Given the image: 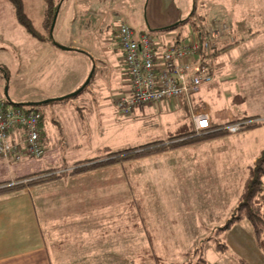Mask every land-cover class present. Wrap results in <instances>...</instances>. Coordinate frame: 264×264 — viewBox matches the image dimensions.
Listing matches in <instances>:
<instances>
[{"label": "rangeland", "instance_id": "374dc122", "mask_svg": "<svg viewBox=\"0 0 264 264\" xmlns=\"http://www.w3.org/2000/svg\"><path fill=\"white\" fill-rule=\"evenodd\" d=\"M22 3L33 27L42 31L43 0H22ZM59 6L52 29L53 40L40 41H55L66 47L74 41L76 48L86 46L97 62L95 69L90 63L85 78L93 69L87 83L89 89L86 85L75 95L51 98L58 100L39 105H18L74 84L82 73L84 57H76L77 54H70L73 52L64 51L54 44L55 51L65 55L62 66L56 67L62 61L54 57L50 60L52 68L46 69L39 79L32 76L31 60L27 57L32 53L46 57L47 51H42L40 44L36 47L39 39L29 35L16 21L10 3L0 0V35L6 39L2 41L4 37L1 38L0 44L6 50L0 52V98L6 106L36 110L45 117L82 115L86 109L77 108L89 101L91 114L113 118L117 123V133L102 131L101 149L107 143L112 149L138 146L162 138L166 131L162 118L167 115H162V101L158 102L159 107L146 108L144 105L128 113L116 108L114 100L127 82L126 68L121 50L108 41L115 36L119 21L127 23L135 33L146 32L161 43L180 36L187 40L193 33V24L199 26L200 20L212 19V15L217 19L213 26L224 21L231 28L240 22L260 32L254 47L260 54L259 58L256 56L259 64L264 65V0H60ZM199 14L202 17L199 18ZM170 24L176 26L162 29ZM85 41L88 43L84 44ZM234 52V49L221 51L216 62L232 64L229 55ZM245 63L252 64L249 60ZM258 77L264 78L261 73ZM222 78L220 76L217 82L224 84L218 93L219 98L223 97L226 108L232 109L238 117L243 116V101L231 98L232 77H225L224 81ZM255 83L252 88H255ZM6 98L10 101L7 102ZM219 98L214 99L216 103H219ZM246 101L245 107L250 104L249 100ZM261 106L254 103L253 108ZM252 119L254 121L244 122L236 132L225 128L231 120L220 128L196 132L193 134L196 140L184 145L171 146L181 137L159 139L161 141L155 145H162L164 148L161 150L119 159L86 171L81 182H85L86 189L83 190L92 198H88L87 206H97V213L110 217L103 222L104 228H118L119 232L109 234L103 241L96 238L98 246L88 236L87 247L90 243L92 249L82 252L68 251L79 240L78 237L68 238L67 241L73 245L65 243L61 247L64 254L69 252L70 255L65 261H69L68 264H122L128 258L134 264H264V249L256 246L246 220L232 222L227 229H221L234 213L248 167L256 162L264 147V115L234 120ZM256 122L259 124L247 126ZM216 130L223 132L203 137ZM55 139V148L48 151H80L84 148H64V140H58V136ZM84 145L88 146L87 143ZM180 147L195 149L168 151ZM146 149L142 147L133 151ZM99 151L90 158L100 154ZM61 153L65 157L66 152ZM254 154L256 157L252 158ZM26 159L35 161L31 156ZM6 162L1 156L0 182H11L20 176L10 174ZM92 171L96 172L93 174ZM262 210L264 212V195ZM85 212L89 217L91 211ZM91 230L90 227L88 232ZM217 243L224 244L223 250L216 249Z\"/></svg>", "mask_w": 264, "mask_h": 264}, {"label": "crops", "instance_id": "0c3cea01", "mask_svg": "<svg viewBox=\"0 0 264 264\" xmlns=\"http://www.w3.org/2000/svg\"><path fill=\"white\" fill-rule=\"evenodd\" d=\"M198 17L202 16L199 14ZM212 17V19L207 17L206 20H200L199 26L193 25V30L202 26L209 27L216 19L214 15ZM231 29L234 35L233 39L222 38L213 53L212 81L203 84L197 93L191 95L189 101L185 98L162 101V115H167V117L162 118L164 120L162 124L166 127V131L162 138H156L157 140H164L193 131L192 115L197 112H204L208 115L211 129L219 124L244 116L264 115V78L258 77L260 73L264 77V65L259 64L258 58L260 54L255 51L254 47L256 46L254 41L260 32L257 29L252 30L250 26L247 27L246 24L242 25L240 22L232 25ZM3 37V35H0V44ZM4 40H6L5 37L2 41ZM170 40L169 42H174L178 38L174 39L172 37ZM37 41L36 47H39V44L42 45L41 50L47 51L46 57L32 53L27 59L31 60L29 68L32 76L36 75L35 78L39 79L46 69L52 68L51 59H54V57L55 59H60L62 62L57 64L56 67L62 66L65 55L57 53L52 42L47 40ZM86 43L88 41H85L84 44ZM69 46L68 49L62 50L73 52L70 54H77L75 55L76 57L78 55L84 57L83 69L79 78L65 90L58 89L52 93L35 96L26 103H38L46 99L67 95L85 80L91 62L95 69L97 62L93 59V54L86 46L76 48L74 41ZM232 49L236 50V52L229 55L230 60L233 61L232 64L226 65L225 62L220 64L216 62L217 56L221 51L225 52ZM5 51V47L0 46V52ZM256 59L258 60L256 61ZM246 60L251 61L252 64L245 63ZM227 66L230 67L227 68ZM258 69L260 71L257 72ZM93 71L91 69V76ZM220 76L223 77L222 81L227 79L225 77H232L230 89L233 94L231 98L234 101H236V98L243 101V116L238 117L236 112L224 106L223 97L219 98L218 93L221 86L224 85L217 83ZM254 82H256L255 88H252ZM86 87L88 88L89 85ZM218 98L219 103H216L214 99L218 100ZM246 100H249L248 102L250 103L247 106L253 110H249L247 106L245 107ZM254 103L257 107L261 106L263 110L260 111L262 108H253ZM145 106L146 108H152L160 105L159 103H151ZM90 107L92 106L89 101H86L77 108L78 110L80 108L86 109L82 115L57 114L55 117L51 115L48 117L41 116L39 130L43 145L42 154L31 162L26 159L29 157L27 154H21L20 158H15L13 154L7 158L4 157L9 166V173L19 174L20 176L17 178L20 179L19 182H25L29 178L21 179L19 177L51 168H56V171L70 170L76 160L90 158L95 155L101 149L100 145L103 141L102 131L105 130L106 133L110 132V134L117 133V123L113 122V118H102L91 114L89 111ZM181 116H183L182 120L180 119ZM12 136L16 139L21 138L17 129L14 130ZM56 136L60 138L58 140H64V148H69L70 146L76 148L84 146V148H81L80 151H48L55 148ZM109 142L112 143L110 140ZM59 143L61 142L58 141ZM84 143H87L88 146H85ZM107 144L104 146L114 150L111 148V144ZM60 148L62 147L60 146ZM183 148H174L168 151H193L195 149L188 150ZM115 149H121V147ZM61 152H66L65 157H63ZM238 156L241 157V154ZM255 157V154L252 155V158ZM237 159L241 162L243 161L240 158ZM92 172L94 174L96 171ZM84 174L85 172L65 174L55 180L30 187L24 186L0 194V264H68L69 261H65V259L70 258L69 252L64 254L65 251L61 250L65 243H71V241H67L68 238H79L74 245L76 248L70 246L68 251L82 252L92 249L90 246L93 245H90V243L87 247L88 236L90 240H95L96 238L99 240L100 238L103 241L109 234L119 232L118 228H104L102 226L103 222L110 219V217H105L103 213H97L95 211L97 206L93 205L90 208L87 206L89 197L86 190H83L86 189L85 182H81L85 178ZM17 179H13L7 184L18 182ZM94 197H97V195ZM89 199L92 200V198ZM87 210L91 211L88 215L89 217H87L85 212ZM133 225L135 224L133 223ZM133 225L131 224V227H134ZM90 227L93 229L91 233L88 232ZM94 243L97 244H95L96 246L99 244L96 240ZM70 245H73V242ZM81 259L83 260V258ZM122 264L134 263L127 258L125 263Z\"/></svg>", "mask_w": 264, "mask_h": 264}, {"label": "built area", "instance_id": "2783aa9c", "mask_svg": "<svg viewBox=\"0 0 264 264\" xmlns=\"http://www.w3.org/2000/svg\"><path fill=\"white\" fill-rule=\"evenodd\" d=\"M114 37L108 42L121 50L127 79L114 101L118 110L128 113L166 99L189 101L203 84L212 81L213 53L222 38L232 37V30L226 22L219 21L215 26L193 30L187 40L181 37L161 43L146 32L135 33L127 23L119 21ZM40 119V112L6 106L0 98V155L20 158L21 154H27L38 158L43 150ZM192 120L198 133L211 129L204 112L194 113ZM250 121L254 120H232L225 128L236 132ZM15 129L20 139L12 136Z\"/></svg>", "mask_w": 264, "mask_h": 264}, {"label": "trees", "instance_id": "16d2710c", "mask_svg": "<svg viewBox=\"0 0 264 264\" xmlns=\"http://www.w3.org/2000/svg\"><path fill=\"white\" fill-rule=\"evenodd\" d=\"M7 1L12 6L16 21L24 28V30L29 35L39 40H43V39H47L49 41L53 40L51 36L50 27H51V22H52L54 13L56 11V7L58 4H60V0H43L44 6H43V13H42V28H43L42 31H38L33 27L31 20L24 12L22 0H7ZM213 24L214 22L210 26H213ZM175 26L176 25L174 24H170L167 26H163L162 29L168 30V29L174 28ZM201 28L202 27H198L196 29H201ZM229 39H232V37ZM91 77H90V80H91ZM84 88L85 87H83L79 92H81ZM54 100H58V99H49V102L54 101ZM6 101L9 102L10 100L6 99ZM18 105L24 106L26 105V103H19ZM253 117L255 116H244L243 118L249 119ZM228 122H225V123H228ZM225 123L219 124L213 129L220 128L224 126ZM257 124L259 123L257 122L251 123V124H248L247 126L250 127V126H255ZM221 132L223 131L216 130L209 134H204L203 137L217 136ZM195 133L196 131L193 130V131L181 134V135L170 137L171 139L179 138V137L182 138L179 142H175L171 146L184 145V144L193 142L194 140H196V137L193 136V134ZM160 141L161 140H153L150 142L140 144L138 146L125 147L122 149H114V150H111L108 147H103L102 149H100L101 151H99L101 153L96 155L93 158H84V159L76 160L73 163V167L70 170L56 171V168H51L48 170L39 171V172H35V173H31V174L19 177L21 179L29 178L25 182H19L20 179H17L18 182H15L13 184H7V182H0V185H1L0 194L7 193L10 191L22 188L24 186L30 187L36 184L55 180L65 174L86 172L93 168H98V167L111 164L112 162H116L119 159H126L128 157H134V156H139V155L155 152L157 150H161L162 148H164L162 145H158V146L155 145L159 143ZM149 145L151 146L153 145V146L148 148ZM142 147H146L147 149L144 151H137V152L133 151L135 149L142 148ZM97 159H100V160L95 161ZM88 162H91V163H88ZM263 195H264V147L261 150L260 155L257 158L256 162L253 165H250L248 167L246 178L243 182V186H242L234 213L229 219V221L225 223L223 226H221V229L223 230L227 229L229 224H231L232 222H235L238 220H246L250 224L251 233L256 243V246L261 249H264V212L262 210ZM215 247L217 250H223L224 244L217 243Z\"/></svg>", "mask_w": 264, "mask_h": 264}, {"label": "water", "instance_id": "95a60500", "mask_svg": "<svg viewBox=\"0 0 264 264\" xmlns=\"http://www.w3.org/2000/svg\"><path fill=\"white\" fill-rule=\"evenodd\" d=\"M58 9H59V4L57 5V7H56V11H55V13H54V16H53V19H52V22H51V27H50V31H51V36H52V29H53V27H54V24H55V20H56V15H57V13H58ZM53 44H57L55 41H53ZM58 45V47H60L61 49H68L69 47H66V46H62V45H60V44H57ZM91 74L92 73H90L89 75H88V78L84 81V83L78 88V89H76L74 92H71V93H69V94H67V95H64L63 97L61 96V97H58V98H64V97H67V96H70V95H75V94H77L84 86H86L87 85V83L89 82V80H90V77H91ZM7 99V98H6ZM8 100V99H7ZM49 101V99H46V100H43V101H41V102H38V103H26V105H34V104H41V103H46V102H48Z\"/></svg>", "mask_w": 264, "mask_h": 264}]
</instances>
